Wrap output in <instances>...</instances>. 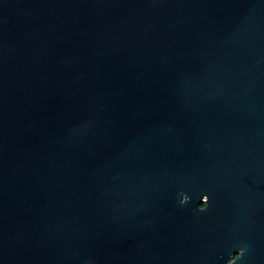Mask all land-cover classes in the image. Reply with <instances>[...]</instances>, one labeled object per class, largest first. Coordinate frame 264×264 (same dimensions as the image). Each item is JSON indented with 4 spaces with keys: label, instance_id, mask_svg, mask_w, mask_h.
Here are the masks:
<instances>
[{
    "label": "water",
    "instance_id": "1",
    "mask_svg": "<svg viewBox=\"0 0 264 264\" xmlns=\"http://www.w3.org/2000/svg\"><path fill=\"white\" fill-rule=\"evenodd\" d=\"M0 264H264V0H0Z\"/></svg>",
    "mask_w": 264,
    "mask_h": 264
},
{
    "label": "flooded vegetation",
    "instance_id": "2",
    "mask_svg": "<svg viewBox=\"0 0 264 264\" xmlns=\"http://www.w3.org/2000/svg\"><path fill=\"white\" fill-rule=\"evenodd\" d=\"M200 208H203V205H200Z\"/></svg>",
    "mask_w": 264,
    "mask_h": 264
},
{
    "label": "clouds",
    "instance_id": "3",
    "mask_svg": "<svg viewBox=\"0 0 264 264\" xmlns=\"http://www.w3.org/2000/svg\"><path fill=\"white\" fill-rule=\"evenodd\" d=\"M182 204V203H181Z\"/></svg>",
    "mask_w": 264,
    "mask_h": 264
}]
</instances>
